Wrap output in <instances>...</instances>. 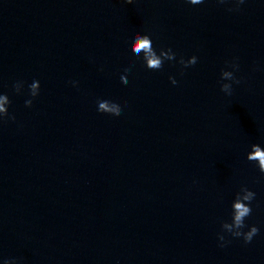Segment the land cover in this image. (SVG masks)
I'll use <instances>...</instances> for the list:
<instances>
[{
  "label": "clouds",
  "instance_id": "1",
  "mask_svg": "<svg viewBox=\"0 0 264 264\" xmlns=\"http://www.w3.org/2000/svg\"><path fill=\"white\" fill-rule=\"evenodd\" d=\"M125 3L132 4L133 0H124ZM188 3L192 5L201 4L204 0H187ZM220 3H225L226 0H219ZM237 5L243 4L244 0H235ZM238 10L229 9V11ZM132 53L140 58L142 57L145 65L150 70H159L163 67L165 61H174L176 60V54L172 51L171 48L164 50L161 49L159 54L153 46L152 39L149 35H141L137 33L132 40L130 45ZM179 63L183 65L184 68L190 67L197 63V57L192 56L189 59L185 60L183 57L180 58ZM232 68L238 70V64H232ZM125 73L131 72V67L124 69ZM225 78L230 79L235 83H240V80L236 79L232 72L222 71L221 79ZM173 85L177 84V80L174 77H169ZM120 80L123 84L127 85L129 83L127 75H121ZM75 84V82H73ZM29 95L33 98L39 95L40 84L39 81H33L29 86ZM23 88V82L18 81L14 85V89L17 93H20ZM221 90L228 95L232 94V85L230 83H222ZM11 101L6 94H0V120L4 118H9L14 120L15 117L11 116L8 111V105ZM32 99H27L25 101L26 107L32 106ZM98 111L101 113H107L113 116H120L122 114V108L120 104L110 101V100H98ZM248 161L257 162L258 169L262 175H264V148L258 144L251 145V151L247 154ZM256 193L251 191L248 187L242 186L240 191L236 193L235 199L232 202V218L231 222H223L221 227L224 232L230 233L233 237H242L244 243H250L254 236L259 233L258 227L252 225L249 227L248 231H243L245 227H248L245 224V220L252 214L251 203L255 199ZM219 240L223 241L224 236L218 235ZM223 246V245H222ZM5 264H14L12 261H5Z\"/></svg>",
  "mask_w": 264,
  "mask_h": 264
}]
</instances>
